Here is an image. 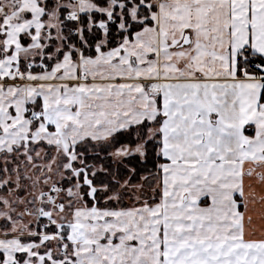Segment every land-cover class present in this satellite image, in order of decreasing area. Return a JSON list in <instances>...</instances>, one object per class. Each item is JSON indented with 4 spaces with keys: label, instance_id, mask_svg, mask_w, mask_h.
<instances>
[{
    "label": "snow or ice",
    "instance_id": "1",
    "mask_svg": "<svg viewBox=\"0 0 264 264\" xmlns=\"http://www.w3.org/2000/svg\"><path fill=\"white\" fill-rule=\"evenodd\" d=\"M0 264H264V0H0Z\"/></svg>",
    "mask_w": 264,
    "mask_h": 264
}]
</instances>
